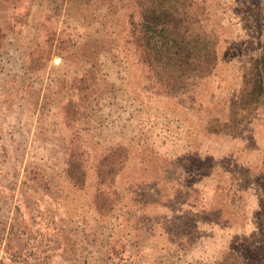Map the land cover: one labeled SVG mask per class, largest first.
<instances>
[{"label": "rangeland", "instance_id": "374dc122", "mask_svg": "<svg viewBox=\"0 0 264 264\" xmlns=\"http://www.w3.org/2000/svg\"><path fill=\"white\" fill-rule=\"evenodd\" d=\"M199 1L216 65L168 97L146 88L126 42L132 0H0V142L17 158L0 157L13 194L0 264H214L229 251L264 264V93L210 132L231 123L242 70L264 56V0ZM70 142L86 158L81 190L63 178ZM116 145L125 162L102 212L92 168Z\"/></svg>", "mask_w": 264, "mask_h": 264}, {"label": "trees", "instance_id": "16d2710c", "mask_svg": "<svg viewBox=\"0 0 264 264\" xmlns=\"http://www.w3.org/2000/svg\"><path fill=\"white\" fill-rule=\"evenodd\" d=\"M132 4L133 12L126 16V42L132 47L137 63L145 70L146 88L157 91L159 96L175 97L187 93L197 81L211 74L217 61V42L216 36L205 30L206 15L199 0H132ZM87 71L93 78V71L90 68ZM241 79L238 94L229 103L231 123L210 132L233 130L242 118L241 113L251 109L263 95L264 56L250 61L242 70ZM74 84L80 91L88 87L85 78L75 79ZM78 107L77 102L69 99L61 112L63 110L66 117L69 113L78 114ZM9 148H12L11 143L0 142V157L4 161L8 156L11 159L8 161L15 165L17 158L9 156ZM109 152L92 168L96 181L92 203L102 212L110 208L112 202L106 189L111 191L113 179L125 162V150L121 145L112 147ZM63 178L77 190L83 189L86 183V158L77 144L71 142L65 147ZM2 193L0 191L2 202L13 197L12 193ZM214 264L241 262L229 251Z\"/></svg>", "mask_w": 264, "mask_h": 264}]
</instances>
